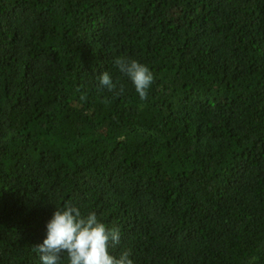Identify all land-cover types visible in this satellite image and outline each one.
<instances>
[{
    "label": "trees",
    "instance_id": "obj_1",
    "mask_svg": "<svg viewBox=\"0 0 264 264\" xmlns=\"http://www.w3.org/2000/svg\"><path fill=\"white\" fill-rule=\"evenodd\" d=\"M68 203L133 264H264V0H0V264Z\"/></svg>",
    "mask_w": 264,
    "mask_h": 264
},
{
    "label": "clouds",
    "instance_id": "obj_2",
    "mask_svg": "<svg viewBox=\"0 0 264 264\" xmlns=\"http://www.w3.org/2000/svg\"><path fill=\"white\" fill-rule=\"evenodd\" d=\"M113 64L127 77L141 100L147 99L148 90L154 82L149 67L136 59L115 57ZM100 85L112 92L119 81L113 82L108 71L99 76ZM120 86L119 92H123ZM47 236L42 244L33 247L39 254L41 264H133L130 251H122L119 256L109 249L120 243V230L107 227L95 212L82 215L79 208L71 203L55 209L46 224Z\"/></svg>",
    "mask_w": 264,
    "mask_h": 264
}]
</instances>
